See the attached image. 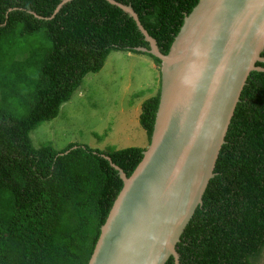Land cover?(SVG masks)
Wrapping results in <instances>:
<instances>
[{"label":"trees","instance_id":"1","mask_svg":"<svg viewBox=\"0 0 264 264\" xmlns=\"http://www.w3.org/2000/svg\"><path fill=\"white\" fill-rule=\"evenodd\" d=\"M0 0V264H88L111 207L145 148H35L111 52L150 57L157 93L141 105L148 145L160 60L135 21L106 0ZM130 6L166 55L199 0H113ZM264 58V52L261 54ZM264 68V63H257ZM179 264H264V72L250 73L202 204L176 246ZM166 264H174L171 257Z\"/></svg>","mask_w":264,"mask_h":264},{"label":"water","instance_id":"2","mask_svg":"<svg viewBox=\"0 0 264 264\" xmlns=\"http://www.w3.org/2000/svg\"><path fill=\"white\" fill-rule=\"evenodd\" d=\"M70 0H64L65 3ZM136 23L160 60L159 104L143 158L115 199L88 264H179L176 246L202 204L253 71L264 72V0H199L166 55L130 6L106 0Z\"/></svg>","mask_w":264,"mask_h":264},{"label":"rangeland","instance_id":"3","mask_svg":"<svg viewBox=\"0 0 264 264\" xmlns=\"http://www.w3.org/2000/svg\"><path fill=\"white\" fill-rule=\"evenodd\" d=\"M153 60L131 52H111L98 73L87 74L58 116L30 133L35 148L51 144L56 151L85 145L105 151L147 148L139 124L142 103L159 87Z\"/></svg>","mask_w":264,"mask_h":264},{"label":"clouds","instance_id":"4","mask_svg":"<svg viewBox=\"0 0 264 264\" xmlns=\"http://www.w3.org/2000/svg\"><path fill=\"white\" fill-rule=\"evenodd\" d=\"M148 146H149V145H148ZM147 148H148V147H147ZM147 148H146V149H147ZM146 149H145V150H146Z\"/></svg>","mask_w":264,"mask_h":264}]
</instances>
